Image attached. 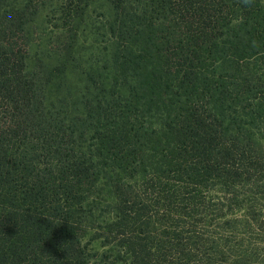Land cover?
Returning <instances> with one entry per match:
<instances>
[{"label":"trees","instance_id":"obj_1","mask_svg":"<svg viewBox=\"0 0 264 264\" xmlns=\"http://www.w3.org/2000/svg\"><path fill=\"white\" fill-rule=\"evenodd\" d=\"M93 3L106 11L88 32ZM262 163L264 0H21L0 12V264H109L83 246L87 231L147 228L149 193L196 202L258 188ZM119 242L124 264H174L160 239Z\"/></svg>","mask_w":264,"mask_h":264},{"label":"rangeland","instance_id":"obj_2","mask_svg":"<svg viewBox=\"0 0 264 264\" xmlns=\"http://www.w3.org/2000/svg\"><path fill=\"white\" fill-rule=\"evenodd\" d=\"M12 2L20 4L21 0H0V12H9ZM105 11L101 3L92 4L87 16L91 21L88 32L101 21ZM45 19L50 21L49 16ZM33 32L35 45H41L47 38L48 27L38 20ZM70 80L74 82L76 75L72 74ZM255 174L259 179L258 188L251 180L238 189L228 188L219 196L209 191L203 201L198 197L195 202L190 196L170 200L165 195L149 193L147 198L153 204L149 209L148 227L130 225L125 228L123 239L142 245L160 239L168 246V260L174 264H243L242 256H250L251 264H264V229L259 222V217L264 221V163L257 167ZM207 190L212 188L208 186L203 191ZM96 217L97 226L103 227L106 212L97 211ZM107 231V225L87 231L82 238L83 246L92 255L106 252L109 264H124L127 255L118 254L119 240H123L121 234L107 237Z\"/></svg>","mask_w":264,"mask_h":264}]
</instances>
